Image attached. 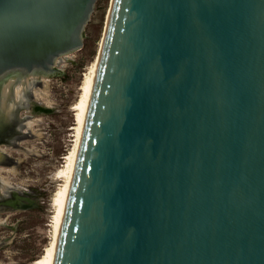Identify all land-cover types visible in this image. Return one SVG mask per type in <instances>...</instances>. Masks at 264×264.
I'll return each mask as SVG.
<instances>
[{"label": "water", "instance_id": "95a60500", "mask_svg": "<svg viewBox=\"0 0 264 264\" xmlns=\"http://www.w3.org/2000/svg\"><path fill=\"white\" fill-rule=\"evenodd\" d=\"M95 3L0 0V86L60 74ZM52 264H264V0H111Z\"/></svg>", "mask_w": 264, "mask_h": 264}, {"label": "rangeland", "instance_id": "374dc122", "mask_svg": "<svg viewBox=\"0 0 264 264\" xmlns=\"http://www.w3.org/2000/svg\"><path fill=\"white\" fill-rule=\"evenodd\" d=\"M110 3L111 0H96L85 26L82 47L69 53L62 58L64 61L56 65L62 72L36 76V81L31 83L27 81L22 90L23 97L16 102L17 106H21L23 102L34 100L52 107L53 111L33 113L30 106L20 108L18 114L24 118V123L34 120L30 124L32 130L29 132L24 125L20 130L22 136L15 139V146H0L4 150L0 153V174L5 185L0 193L13 199L4 203L13 204L16 194L28 196L36 203V206L27 209L0 208V264H32L49 242L53 214L51 198L62 182L55 173L63 164V156L71 148L75 137L76 120L71 106L80 93L84 74L100 48ZM43 78L48 82L45 93L42 82H39ZM34 87L43 93L41 97L33 96ZM0 113L2 128L7 118L1 110ZM33 130L40 132V137L33 135ZM10 134H14L13 131Z\"/></svg>", "mask_w": 264, "mask_h": 264}, {"label": "bare ground", "instance_id": "6f19581e", "mask_svg": "<svg viewBox=\"0 0 264 264\" xmlns=\"http://www.w3.org/2000/svg\"><path fill=\"white\" fill-rule=\"evenodd\" d=\"M107 18H108V12L106 15V23H107ZM105 23V25H106ZM105 29V28H104ZM103 37L100 41V48L102 44ZM100 48L98 49L97 55L95 56L93 62L88 68V71L84 74L83 80L79 86L80 93L75 100V102L72 104L71 109L74 111V116L76 120V125H75V137L73 139V144L69 151L63 156V164L61 165L60 168L57 169L55 175L57 178H60L62 181L61 184L58 186V188L55 190L54 194L52 195L51 198V205L53 207V214H52V220H51V235L49 242L44 246L42 253L36 257L32 264H52V259L55 251V246H56V241H57V236H58V231H59V226L60 222L62 219L67 195H68V190H69V185L71 181V176L78 152V147H79V142L81 138V133L85 121V116L87 112V107H88V102H89V97H90V91L94 79V74L96 70V65L99 57V52ZM65 55L64 57H67ZM63 57V58H64ZM62 60L60 58L59 60L57 59L56 62L59 63ZM36 76H42V75H36V74H17V73H11L1 84L0 86V110L3 113V115L7 118L10 114V111L14 109V107H17L16 102L23 97V88L26 85L27 81L31 83V81H36L34 78ZM41 84H43L42 90H44L43 93L46 92L47 87H48V82L45 78L39 80ZM39 88L34 87V97H41L43 93L41 91H36ZM41 90V89H40ZM11 93V98L8 100V104H6V98L10 97ZM34 101V100H33ZM27 103H22L21 106H25ZM1 114V113H0ZM8 114V115H7ZM11 117V116H10ZM9 117V118H10ZM31 119V118H30ZM31 121H25L24 125L27 128V130L30 132L32 128L30 127ZM23 125V126H24ZM33 135L36 137H40V132L32 131L31 132ZM19 137H16V139ZM4 150L0 148V153L3 152ZM4 177L2 174H0V189H4ZM5 194L0 193V197ZM8 195L6 196V198ZM10 197V196H9ZM11 198V197H10ZM2 201V204L6 205L7 202L5 199L0 198V202Z\"/></svg>", "mask_w": 264, "mask_h": 264}, {"label": "flooded vegetation", "instance_id": "af4514ba", "mask_svg": "<svg viewBox=\"0 0 264 264\" xmlns=\"http://www.w3.org/2000/svg\"><path fill=\"white\" fill-rule=\"evenodd\" d=\"M29 94V93H28ZM30 95H28V97H29ZM33 101H29L25 106H19L18 108L20 109V108H26V107H31V109L33 108V106H34V104L32 103ZM23 103H25V102H23ZM31 104H33V105H31ZM18 118L20 119V123H23V125H24V118H22V116H19L18 115ZM22 133V132H21ZM16 139V138H15ZM13 140V142H14V144H10V145H16V140ZM1 145H4V144H1ZM0 145V146H1ZM4 155H6L5 153H4ZM9 157L6 155V159H8ZM22 198H23V200H24V203L26 204V205H30L31 207H33V206H36V203L33 201V200H31L28 196H22ZM15 203V202H14ZM4 206H1L0 208H3ZM10 226V225H9Z\"/></svg>", "mask_w": 264, "mask_h": 264}]
</instances>
